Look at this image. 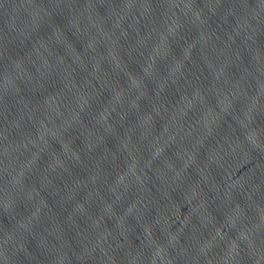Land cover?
Wrapping results in <instances>:
<instances>
[{
    "label": "water",
    "instance_id": "95a60500",
    "mask_svg": "<svg viewBox=\"0 0 264 264\" xmlns=\"http://www.w3.org/2000/svg\"><path fill=\"white\" fill-rule=\"evenodd\" d=\"M0 264H264V0H0Z\"/></svg>",
    "mask_w": 264,
    "mask_h": 264
}]
</instances>
